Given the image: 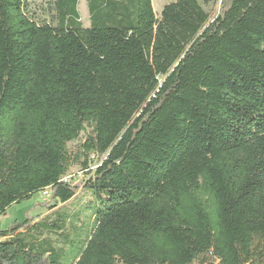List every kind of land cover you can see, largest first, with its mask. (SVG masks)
<instances>
[{
  "label": "trees",
  "instance_id": "16d2710c",
  "mask_svg": "<svg viewBox=\"0 0 264 264\" xmlns=\"http://www.w3.org/2000/svg\"><path fill=\"white\" fill-rule=\"evenodd\" d=\"M87 3L0 0V264H264V0Z\"/></svg>",
  "mask_w": 264,
  "mask_h": 264
},
{
  "label": "rangeland",
  "instance_id": "374dc122",
  "mask_svg": "<svg viewBox=\"0 0 264 264\" xmlns=\"http://www.w3.org/2000/svg\"><path fill=\"white\" fill-rule=\"evenodd\" d=\"M175 0H152L153 8L156 15H160L163 7L166 4ZM204 7L211 14V19L216 18L223 10L224 5L229 0H200ZM29 8L34 19L38 22L56 23L55 0H29ZM78 10L81 15L82 23L85 27L90 26V15L87 0H79ZM85 141V136L82 134L78 141L70 143L69 147L73 156H78L77 162L71 167L70 172L65 177L76 186H81L82 183L89 177L87 170L84 169L82 162L86 156L80 150V145ZM80 155V156H79ZM103 156L91 155L88 158L90 170L94 171L99 165ZM88 198V196H87ZM48 197L41 194L34 195L31 199L25 200L22 203L15 204L7 210L5 214L0 215V230L9 228L15 221H24L28 217H41L47 214L48 207L42 203L48 201Z\"/></svg>",
  "mask_w": 264,
  "mask_h": 264
},
{
  "label": "built area",
  "instance_id": "2783aa9c",
  "mask_svg": "<svg viewBox=\"0 0 264 264\" xmlns=\"http://www.w3.org/2000/svg\"><path fill=\"white\" fill-rule=\"evenodd\" d=\"M40 194L42 196H44V197H48L49 198L51 196V190H50V188H46Z\"/></svg>",
  "mask_w": 264,
  "mask_h": 264
}]
</instances>
